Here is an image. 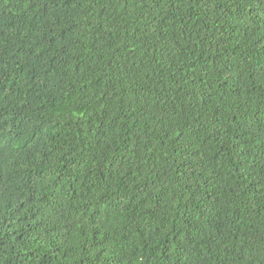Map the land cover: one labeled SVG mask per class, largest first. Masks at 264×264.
Returning <instances> with one entry per match:
<instances>
[{"label":"trees","instance_id":"obj_1","mask_svg":"<svg viewBox=\"0 0 264 264\" xmlns=\"http://www.w3.org/2000/svg\"><path fill=\"white\" fill-rule=\"evenodd\" d=\"M0 264H264V0H0Z\"/></svg>","mask_w":264,"mask_h":264}]
</instances>
